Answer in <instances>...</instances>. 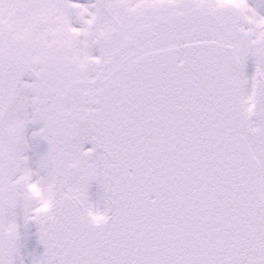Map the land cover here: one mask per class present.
<instances>
[{
  "label": "snow or ice",
  "instance_id": "6c2138e0",
  "mask_svg": "<svg viewBox=\"0 0 264 264\" xmlns=\"http://www.w3.org/2000/svg\"><path fill=\"white\" fill-rule=\"evenodd\" d=\"M0 264H264V0H0Z\"/></svg>",
  "mask_w": 264,
  "mask_h": 264
}]
</instances>
